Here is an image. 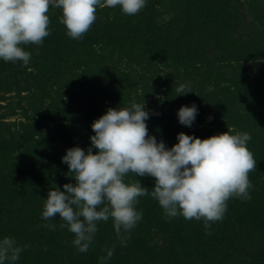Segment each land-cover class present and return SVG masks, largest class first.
<instances>
[{"label": "rangeland", "instance_id": "1", "mask_svg": "<svg viewBox=\"0 0 264 264\" xmlns=\"http://www.w3.org/2000/svg\"><path fill=\"white\" fill-rule=\"evenodd\" d=\"M147 1L156 4V8L160 9L156 2L158 0ZM233 2L238 15L234 19H228L229 24L222 21L221 24H227L225 29L222 30V25H217L210 33L213 40H220L218 41L220 46L209 47L207 53L210 56L215 53V57L219 60L213 64L212 68L204 66V69L198 72L194 71L195 67H191L193 68L191 70L176 66L166 69L157 63L151 69L139 70L145 65L128 62L126 58L121 57V51L117 45L108 51L96 44L91 45L94 51H88L86 58L91 57L92 61L81 59L76 55L70 58L68 56L70 60L68 64L65 62L63 48L58 51L57 57H53V53L56 52L53 42H58L65 34V25L59 24L62 12L56 16L47 13L50 18L48 26L50 34L43 39L46 46L41 57L36 58L34 62L30 61L27 65H24L22 61L13 63L0 60V69H2L0 72V190L6 191L3 200L9 203L10 208L5 219H1V213H7L6 208L5 206L0 208V228L4 226L3 222L9 224L17 243L23 246L18 262L27 264L29 261L35 264L39 253L42 252V262L46 260L50 264H62L64 254L51 250L44 241L38 243L41 239L37 236V232L39 233V229L46 226L41 215L34 217L32 213H25L21 218L18 213L16 215L19 217L15 218V208L19 203L15 207L9 200L15 202L16 200L5 198V195L22 187L27 191L32 186L35 194L41 193L40 190L58 185V177L62 179V183H68L70 178L66 175L67 164L61 163L56 166L55 163L49 162V156L54 153L51 156L55 158L64 153V146L61 148L57 145L59 136H62L60 141L69 135L75 137V140L83 138L90 145L89 137L94 135L91 128L94 119L84 118L76 121L74 119L73 122L76 123H71L65 113L68 110L73 117H79L76 108L81 104L85 106V103L93 102L95 110L97 109L93 117L97 118L106 113L109 108L118 107L119 104L113 103L114 100L106 101L105 99L103 102L100 98L107 88L116 87L121 93L126 91L127 93L123 95L128 105L133 100L141 104L145 103V108L150 113L147 120L148 130H152L157 139V134L160 132L174 130L176 134L169 141V148L178 142L174 138H177V134L184 127L191 132H194L195 127L202 132L222 129L235 134L246 131L251 135V140L247 143L249 150L257 151L256 148L264 147V55L256 63L250 59L227 56L232 42H235V48L243 45L248 47L249 43L259 36L264 43V6L254 8L257 0H233ZM249 2L253 3L252 7ZM105 7L108 6H97L100 18L93 22V26H97L96 23L107 17H114L116 7L112 9H105ZM183 8L184 14L181 12ZM165 9H161L156 17L159 26L164 23L167 27L175 24L182 16H185L184 18L190 16L187 4L183 6L178 0L169 3ZM237 19L238 22H236ZM88 35L85 34L87 39ZM112 44L110 42L108 45L112 47ZM40 46L42 45L34 43L22 45L31 53ZM59 46L62 47V45ZM77 47L81 51L82 45L79 44ZM201 47L207 50L204 46ZM237 51L239 50H235ZM136 66L138 71L132 72L130 77L122 73L131 72ZM116 69L127 78L114 74ZM235 81L238 82L237 89L234 87ZM180 83H187L191 92L186 95L176 92L175 89ZM120 87L124 89L121 90ZM193 102L198 108V113L193 125L188 127L179 122L177 111L182 105L191 106ZM81 121L84 122L80 124ZM93 151L95 152L96 149ZM254 170L255 167L251 170L250 176L253 179H249L250 194L254 188L258 187V177L254 176ZM23 184H26V187L22 186ZM40 203H42L40 200H36L32 204V212ZM8 215H11L9 219ZM58 219L60 220L59 216L54 218L56 221ZM50 220L46 222L49 223ZM108 224L113 226L111 218ZM63 231L74 235L66 227H63ZM151 231L152 244H162L164 241L162 233L156 228H152ZM245 243L247 242L243 239L238 240L236 248L239 258L234 256L237 255L234 250L228 253L227 257L236 258L234 261L247 258L249 253L255 252V249L263 248L264 237H256L254 243L251 242L248 245ZM124 247L126 249L123 254H126L130 244L127 243ZM112 248L114 252L120 251L119 245L115 247L113 245ZM236 248L233 249L236 250ZM65 249L75 250L73 243L66 245ZM43 252L50 258H43ZM128 253L135 255L137 252ZM75 258H70L69 264H89L87 261L79 262L76 256ZM181 259L184 260L183 257ZM219 261L218 259L205 260L204 264H219ZM195 262V264H202V260L196 255Z\"/></svg>", "mask_w": 264, "mask_h": 264}, {"label": "clouds", "instance_id": "2", "mask_svg": "<svg viewBox=\"0 0 264 264\" xmlns=\"http://www.w3.org/2000/svg\"><path fill=\"white\" fill-rule=\"evenodd\" d=\"M147 0H0V60L29 64L31 52L22 45H40L50 34V7L62 11L60 23L66 35L80 39L96 19L97 6H120L123 13L135 15ZM180 95L190 93L187 83L176 87ZM198 108L182 105L177 116L181 124L191 127ZM150 113L141 104L131 101L126 107L109 108L94 120V135L85 150L71 147L62 156L68 166L69 182L50 188L44 199L41 218L57 215L74 234L73 245L87 252L101 221L112 219L117 239L123 243L126 234L142 219L135 207L138 198L151 195L158 201L165 217L182 215L185 219H203L205 230L211 221L222 220L227 201L236 196L250 200L249 172L257 166L247 147L248 132L230 131L201 139L184 132L170 148L163 140L150 135L147 120ZM93 149H96L94 152ZM155 178L154 186H143L140 180L125 182L128 173ZM46 227L55 228L54 224ZM23 246L14 237L0 238V264H16ZM99 257L101 264L111 258L113 248H106Z\"/></svg>", "mask_w": 264, "mask_h": 264}, {"label": "trees", "instance_id": "3", "mask_svg": "<svg viewBox=\"0 0 264 264\" xmlns=\"http://www.w3.org/2000/svg\"><path fill=\"white\" fill-rule=\"evenodd\" d=\"M175 1L177 0L156 1L160 9L156 8V4L147 1L145 7L135 15L123 13L120 6L117 5V11L114 12L113 18L107 17L105 20L96 23L97 26H93L92 24L89 30L83 34V37L80 38V41L67 36L65 26V28H63L65 29V34L58 41L59 43L57 41L53 42V48L56 51L53 53V57H57L58 51L63 48L65 62L69 64L70 60L68 56L70 58L78 55L81 59H91V57L86 58V53L88 54V51H94L91 45L94 46L96 44L100 46L101 49H106V51L110 48L114 49L113 47L117 45L118 49L121 51V57L126 58L130 63L145 65L143 68L140 67L139 70L151 69L156 63L160 66H164L166 69L176 66L184 70H191L193 69L191 67H195L194 71L197 70V72L202 70V68L204 69V66L212 68L213 64L218 62L217 60L219 59L215 57V53L212 54L213 56H210L207 52L209 47L211 48L214 46V48H216L220 40H213V38L210 37V33H212V28L217 25H222L221 29H225L227 27L226 23H228L227 20L231 18L234 19L238 15L235 10V2H233V0H187V2L185 0H178L183 6L187 4V10L190 16L186 18L182 16L175 24L167 27H165L164 23L159 26V21L156 19L158 13L161 12V9H165L169 3ZM249 4L251 7L253 6V3L249 2ZM258 6H264V0H257L254 8ZM105 9H112V7H105ZM61 12V9L53 7H50L48 11V13L53 16ZM181 12L184 14V8ZM98 18H100V13L96 9L95 20ZM222 21L226 23L221 24ZM236 22H238V19ZM59 24L61 26L63 25L62 23ZM235 28H237V26H235ZM85 34H89L88 39ZM196 39L200 41L196 42ZM110 42L113 43L112 47L108 45ZM79 44L82 45L81 51H79L77 47ZM41 45L40 48H37L31 53L30 61L34 62L36 58L44 54L46 44L42 43ZM59 45H62V47ZM200 45L207 48V50L205 51ZM218 46H220V44ZM229 49L230 52L228 51L229 53H227L229 58L236 57L237 59L241 57L244 58V60L250 59V61H254L253 63L258 62V59L264 55V43L259 36H257L254 41L250 42L248 47L243 45L235 48V42H232L230 43ZM235 50L239 51L235 52ZM201 52L203 53L202 55L200 54ZM219 54L221 55V52ZM92 60L93 58L90 61ZM95 63L98 62L95 61ZM1 70L2 69H0V72ZM135 71H138L137 66L133 68L131 72L124 71L122 73L130 77L132 72L134 73ZM122 73L117 69L114 71V74L126 77ZM234 87L237 89V81H235ZM120 89L123 90L124 87H120ZM124 93L127 92L123 91L121 93L116 87L113 89L107 88L100 98L103 99V102L105 99L106 101L114 100L113 103L119 104L120 107H126L128 104L124 98ZM94 106L95 103L92 102L85 103V106L81 104L80 107L76 108L80 118L77 116L73 117V114H70L68 110L65 116L68 119L70 118L71 123H76L73 122L74 119L75 121L84 118H93L96 120L101 115L97 116V118L93 117L97 110H95ZM83 122L84 121H81L79 123L82 124ZM186 129L188 128L184 127L181 132L195 135L201 139L227 132L222 129L202 132L197 127H195L194 132ZM151 131L152 130H149V134L154 135ZM163 132L157 134V140H163L166 147H168L169 141L173 139L176 133L174 130ZM61 138L62 136H59L57 145L61 148L64 146V153L55 158L51 156L54 153L49 156V162L55 163L56 166L63 163L62 156L66 154L68 148L79 146L87 150L90 146L83 138L75 140V137L69 135L67 138H64L63 141H60ZM174 140L178 141L177 138H174ZM256 149L257 151L250 150L257 163L254 176L258 177V187L254 188V191L251 192V199L243 200L236 196L230 197L227 201V210L223 219L211 221V227L207 230H205L203 219L196 220L193 218L189 220L185 219L182 215L166 218L164 210L159 205L158 201L151 195H146L139 197L138 203L135 204V207L142 211V219L125 236V241L130 244V248L126 254H123V251L126 249L124 246L127 243L125 241L121 243V241L117 239L114 227L109 225L111 223L108 224V221L99 222L98 231L87 252H79L75 246L74 251H67L65 249L66 245L72 244L74 235L67 232L65 233L61 226L63 222L59 219L56 221L54 218L50 220L51 222L49 221V223L46 221L44 222L46 224H54V229L43 226L39 229V233L37 232V236L41 239L38 243L44 241L51 250L64 254L62 264H69L68 260H70V258L76 259L75 256L79 262L87 261L89 264H101L99 257L105 256V249L112 248L113 245L114 247L119 245L120 251L113 252V255L105 264H195L197 262H195V255L198 259L202 260V264H204L205 260L213 261L215 259L220 260L219 264H264V246L261 249H255V252L252 254L249 253L247 258L234 261L240 256L236 248L239 239L245 240L247 242L245 244L248 245L251 244V242L254 243L256 237H264V147ZM251 175L252 173L250 171L248 174L249 179H253L250 177ZM68 178H70L68 179V183L71 181L75 183L70 176ZM137 179L140 180L143 186L149 188V190L154 186V177L148 175H137L136 177V175L131 172L125 176V182L134 183ZM57 181H59V184L56 186L60 187L62 190L64 185L62 179L58 177ZM22 186L26 187V184ZM56 186H54V188ZM25 189L26 188L22 187L18 188V190L7 192L8 195H5V198H12L16 200V202L9 199L6 200L11 201L15 207L19 203L15 208V215L19 213L21 218H23L22 215L25 213H32L31 215L34 217L40 216L44 206V199L47 198L49 189L40 190L41 193L36 194L33 190V186L27 191ZM248 191L250 193L249 189ZM5 192L6 191L0 190V208L5 206V212H7L1 213V219H5V216L10 211L8 206L9 203L3 200ZM35 199L40 200L42 203L32 212V204L36 201ZM19 205H21L20 208ZM10 217L11 215H8V219ZM16 217L19 216L16 215L15 218ZM3 225L4 226L0 228V238L4 236H13L15 238V234L12 235L13 232L11 233L9 224L3 222ZM152 228H156L162 233L165 242L163 241L160 245L152 244L150 238ZM63 237L65 238L62 239ZM233 248H236V250ZM232 250L237 252V255H234L236 256L234 259L227 257V254ZM128 252L137 253L133 255ZM38 256L35 264H50V262L46 260L42 262V252H40ZM182 257L184 260L181 259ZM43 258L50 257L43 252ZM18 264L22 263L18 262ZM27 264L32 263L28 261Z\"/></svg>", "mask_w": 264, "mask_h": 264}]
</instances>
